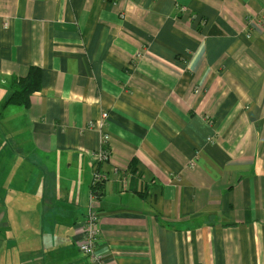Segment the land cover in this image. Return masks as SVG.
Wrapping results in <instances>:
<instances>
[{
  "label": "crops",
  "instance_id": "0c3cea01",
  "mask_svg": "<svg viewBox=\"0 0 264 264\" xmlns=\"http://www.w3.org/2000/svg\"><path fill=\"white\" fill-rule=\"evenodd\" d=\"M31 66L40 90L5 122L0 264H92L103 113V264H264V0H0V82ZM133 159L145 199L124 189Z\"/></svg>",
  "mask_w": 264,
  "mask_h": 264
},
{
  "label": "trees",
  "instance_id": "16d2710c",
  "mask_svg": "<svg viewBox=\"0 0 264 264\" xmlns=\"http://www.w3.org/2000/svg\"><path fill=\"white\" fill-rule=\"evenodd\" d=\"M108 3H113L117 0H106ZM178 58V57H177ZM182 60V58H179ZM6 90L8 96L0 104V154L5 153L7 156H11L19 153L21 147L20 144H14L9 138L18 136L19 132L15 128L7 129L6 121L9 119L8 107H21L28 109L30 106V98L36 92L40 90L41 84V72L40 69L31 66L24 78L10 77L6 80ZM3 156L0 157V189L4 186V179L2 178L3 167L1 166V161ZM137 161L131 160L128 167V174L124 172L127 177V188L128 193L138 195L139 197L145 199L148 197V187L143 183L137 176ZM105 180L97 182L95 186L90 185V192H92L97 199H100L104 193ZM2 197L0 195V210L4 209Z\"/></svg>",
  "mask_w": 264,
  "mask_h": 264
},
{
  "label": "built area",
  "instance_id": "2783aa9c",
  "mask_svg": "<svg viewBox=\"0 0 264 264\" xmlns=\"http://www.w3.org/2000/svg\"><path fill=\"white\" fill-rule=\"evenodd\" d=\"M99 135V148L94 153L93 175L91 186H95L101 180H107L102 173V168L110 159V149L108 148L109 134L107 131V114L103 113L101 119L96 123L88 125ZM127 186V180L124 181V189ZM96 197L91 192L88 197L87 212L83 220V239L78 245V251L86 256L92 264H103L102 259L95 252V244L100 237L99 215L96 212Z\"/></svg>",
  "mask_w": 264,
  "mask_h": 264
},
{
  "label": "rangeland",
  "instance_id": "374dc122",
  "mask_svg": "<svg viewBox=\"0 0 264 264\" xmlns=\"http://www.w3.org/2000/svg\"><path fill=\"white\" fill-rule=\"evenodd\" d=\"M248 19H249V17H248ZM249 20H248V22H249ZM5 87H6V84H3L2 82H0V104L8 96V92H7ZM15 109H16V107L10 106V107H8V112H12ZM91 182H92V180H91Z\"/></svg>",
  "mask_w": 264,
  "mask_h": 264
}]
</instances>
